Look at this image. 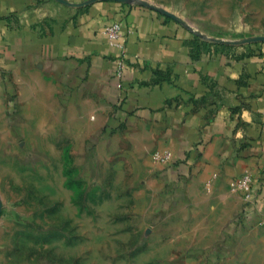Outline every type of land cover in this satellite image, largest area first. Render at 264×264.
I'll list each match as a JSON object with an SVG mask.
<instances>
[{
  "label": "crops",
  "instance_id": "1",
  "mask_svg": "<svg viewBox=\"0 0 264 264\" xmlns=\"http://www.w3.org/2000/svg\"><path fill=\"white\" fill-rule=\"evenodd\" d=\"M67 1L0 0V170L13 177L24 147L54 145L64 161L81 140L116 139L147 170L153 237L186 238L180 264H264V43L210 52L150 5ZM117 20L124 52L105 33ZM245 173L250 200L230 187Z\"/></svg>",
  "mask_w": 264,
  "mask_h": 264
},
{
  "label": "rangeland",
  "instance_id": "2",
  "mask_svg": "<svg viewBox=\"0 0 264 264\" xmlns=\"http://www.w3.org/2000/svg\"><path fill=\"white\" fill-rule=\"evenodd\" d=\"M176 17L207 51L250 53L264 43V0H128ZM45 141V140H43ZM81 140L64 161L56 146L12 155L13 177L0 170L7 209L0 264H180L184 237H153L147 170L127 160L118 140ZM15 149L18 147H14ZM20 150V149H19ZM1 157V156H0ZM12 207V208H11Z\"/></svg>",
  "mask_w": 264,
  "mask_h": 264
},
{
  "label": "built area",
  "instance_id": "3",
  "mask_svg": "<svg viewBox=\"0 0 264 264\" xmlns=\"http://www.w3.org/2000/svg\"><path fill=\"white\" fill-rule=\"evenodd\" d=\"M105 33L108 35L109 41L112 45L119 47L122 52L125 51V44L128 33L124 30L122 21L117 20L108 24L105 27ZM125 65V59L124 56H122L121 60L119 61V67L117 70L118 75H121ZM154 157L157 162L166 165L171 163V159L173 158V151L168 148L159 150L154 153ZM230 187L233 191H240L245 197V199L250 200L253 198V178L249 173H245L233 180L230 184Z\"/></svg>",
  "mask_w": 264,
  "mask_h": 264
},
{
  "label": "water",
  "instance_id": "4",
  "mask_svg": "<svg viewBox=\"0 0 264 264\" xmlns=\"http://www.w3.org/2000/svg\"><path fill=\"white\" fill-rule=\"evenodd\" d=\"M59 1H61V2H63V3H66V4H72V3L68 2L67 0H59ZM141 4H143V5H149V4L145 3V2H142ZM150 6H152V5H150ZM152 7H154V6H152ZM154 8H157V7H154ZM157 9H159V8H157ZM159 10H160V9H159ZM161 11H162V10H161ZM163 12H165L166 14H168V15H170V16L176 18L175 16L169 14V13L166 12V11H163ZM259 38L262 39V40H264V37H259ZM0 215H1V200H0Z\"/></svg>",
  "mask_w": 264,
  "mask_h": 264
}]
</instances>
